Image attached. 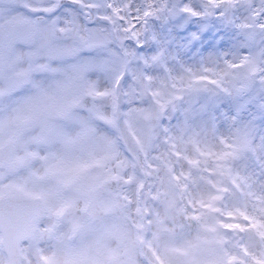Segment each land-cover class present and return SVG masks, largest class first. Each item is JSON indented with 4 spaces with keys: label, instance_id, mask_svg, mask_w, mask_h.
Returning a JSON list of instances; mask_svg holds the SVG:
<instances>
[{
    "label": "snow or ice",
    "instance_id": "snow-or-ice-1",
    "mask_svg": "<svg viewBox=\"0 0 264 264\" xmlns=\"http://www.w3.org/2000/svg\"><path fill=\"white\" fill-rule=\"evenodd\" d=\"M241 10L248 54L161 81L129 42L167 0H0V264H264V180L233 167L264 174V144L160 125L187 94L264 85V0H203Z\"/></svg>",
    "mask_w": 264,
    "mask_h": 264
},
{
    "label": "rangeland",
    "instance_id": "rangeland-1",
    "mask_svg": "<svg viewBox=\"0 0 264 264\" xmlns=\"http://www.w3.org/2000/svg\"><path fill=\"white\" fill-rule=\"evenodd\" d=\"M184 5L201 14L190 16L180 12L179 8ZM167 8L171 11L147 22L141 38L142 47L137 48L134 42H129L137 55L145 59L156 55L161 57L156 64L145 66L137 62L134 65L154 79L186 77L188 72L199 73L203 68L222 70L226 61H235L249 53L244 35L237 26L245 14L242 10L229 18L215 14L205 16L202 14L203 0H171V3L167 2ZM260 47H264V42L258 39L257 53ZM160 125L171 135L181 132L193 135L217 150L219 138H229L238 129L247 131L256 145L264 144V85L254 81L246 96L214 87L187 94L176 102L174 108L165 112ZM233 167L250 175L256 182L254 189L261 191L260 181L264 180V174L253 156L247 155L233 162ZM225 202L229 207L244 204L238 194L227 195Z\"/></svg>",
    "mask_w": 264,
    "mask_h": 264
},
{
    "label": "water",
    "instance_id": "water-1",
    "mask_svg": "<svg viewBox=\"0 0 264 264\" xmlns=\"http://www.w3.org/2000/svg\"><path fill=\"white\" fill-rule=\"evenodd\" d=\"M253 84V82L250 84V86L246 89V90H244V91H240V92H238L239 94H245V93H247V91L249 90V88L251 87V85Z\"/></svg>",
    "mask_w": 264,
    "mask_h": 264
},
{
    "label": "flooded vegetation",
    "instance_id": "flooded-vegetation-1",
    "mask_svg": "<svg viewBox=\"0 0 264 264\" xmlns=\"http://www.w3.org/2000/svg\"><path fill=\"white\" fill-rule=\"evenodd\" d=\"M168 3H171V0H169Z\"/></svg>",
    "mask_w": 264,
    "mask_h": 264
}]
</instances>
